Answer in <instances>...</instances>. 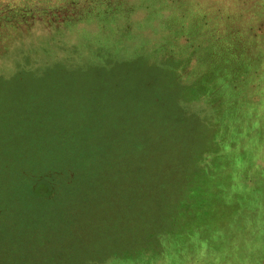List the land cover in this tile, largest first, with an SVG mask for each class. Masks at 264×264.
I'll list each match as a JSON object with an SVG mask.
<instances>
[{"label": "rangeland", "instance_id": "374dc122", "mask_svg": "<svg viewBox=\"0 0 264 264\" xmlns=\"http://www.w3.org/2000/svg\"><path fill=\"white\" fill-rule=\"evenodd\" d=\"M0 264H264V0H0Z\"/></svg>", "mask_w": 264, "mask_h": 264}, {"label": "trees", "instance_id": "16d2710c", "mask_svg": "<svg viewBox=\"0 0 264 264\" xmlns=\"http://www.w3.org/2000/svg\"><path fill=\"white\" fill-rule=\"evenodd\" d=\"M134 129L138 130L139 128ZM145 132L147 134L146 139L137 140V138H135L134 141L132 140L133 142H128V145L133 146L130 157L128 158V164H132L134 161L142 162L145 164L147 170L151 172V170L160 168L162 164H172V162L177 159L176 155H179L182 161L175 173H180V169L189 162L184 160L188 159L190 155L192 156L193 149L191 148V145L196 141V136L184 133L185 131H183V129L181 130V127H179L178 132H170L166 134V137L164 138L159 136L161 133L160 130L153 126L147 128ZM139 141L143 142L136 145L135 143ZM156 145L162 147L167 154L164 155L165 158L163 160L161 154L162 151H159L158 148L151 150ZM156 161H158V163H156ZM147 170L143 169V172L146 173ZM137 171L138 170L134 172L136 173ZM135 186L139 187V184Z\"/></svg>", "mask_w": 264, "mask_h": 264}]
</instances>
